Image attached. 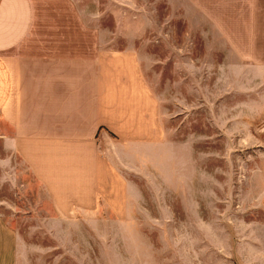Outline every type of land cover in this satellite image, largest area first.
<instances>
[{
  "label": "rangeland",
  "instance_id": "rangeland-1",
  "mask_svg": "<svg viewBox=\"0 0 264 264\" xmlns=\"http://www.w3.org/2000/svg\"><path fill=\"white\" fill-rule=\"evenodd\" d=\"M96 1L101 37L139 50L159 99L165 138L153 153L163 158L125 168L133 202L100 198L88 213L61 217L10 154L0 164V213L28 245L21 264H264V212L252 205L264 162L260 88H243L229 36L182 0Z\"/></svg>",
  "mask_w": 264,
  "mask_h": 264
},
{
  "label": "crops",
  "instance_id": "crops-1",
  "mask_svg": "<svg viewBox=\"0 0 264 264\" xmlns=\"http://www.w3.org/2000/svg\"><path fill=\"white\" fill-rule=\"evenodd\" d=\"M182 1L229 36L230 66L243 88L259 86L264 117V0ZM95 2L0 0V164L16 154L61 217L88 213L100 198L133 202L125 168L163 158L153 153L165 138L159 99L139 50L110 47ZM256 174L252 205L264 212V162ZM27 246L0 213V264H21Z\"/></svg>",
  "mask_w": 264,
  "mask_h": 264
}]
</instances>
